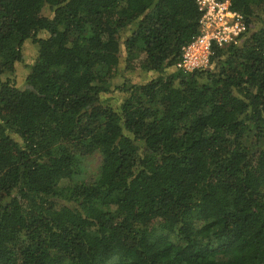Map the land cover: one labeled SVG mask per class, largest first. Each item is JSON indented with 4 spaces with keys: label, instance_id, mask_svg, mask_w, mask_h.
<instances>
[{
    "label": "trees",
    "instance_id": "1",
    "mask_svg": "<svg viewBox=\"0 0 264 264\" xmlns=\"http://www.w3.org/2000/svg\"><path fill=\"white\" fill-rule=\"evenodd\" d=\"M229 1L185 71L198 0H0V264H264V0Z\"/></svg>",
    "mask_w": 264,
    "mask_h": 264
},
{
    "label": "built area",
    "instance_id": "2",
    "mask_svg": "<svg viewBox=\"0 0 264 264\" xmlns=\"http://www.w3.org/2000/svg\"><path fill=\"white\" fill-rule=\"evenodd\" d=\"M203 11L201 33L183 47L182 59L177 67L193 71L207 67L213 46L223 47L236 42L247 29L243 15L231 9L229 0H198Z\"/></svg>",
    "mask_w": 264,
    "mask_h": 264
},
{
    "label": "rangeland",
    "instance_id": "3",
    "mask_svg": "<svg viewBox=\"0 0 264 264\" xmlns=\"http://www.w3.org/2000/svg\"><path fill=\"white\" fill-rule=\"evenodd\" d=\"M37 52H38L37 44L29 40L24 47V60L25 61L23 63L18 64L16 73L14 75V77L18 81V85L26 86L25 77L28 72L27 64H31L34 61L35 57L37 56ZM136 69H134L135 71H132L131 69L126 70V76H128V78H131L130 80H132L133 83L145 82L149 80L151 77L158 75L157 73H147V72L140 71L138 67H136ZM107 96L109 97L110 94ZM119 96L123 97V94L121 92H116L112 94L111 97L114 99L117 98L119 100ZM99 164H100V156L98 154H95L94 156L88 159L87 161L88 167L84 175L85 179H90L97 174Z\"/></svg>",
    "mask_w": 264,
    "mask_h": 264
}]
</instances>
